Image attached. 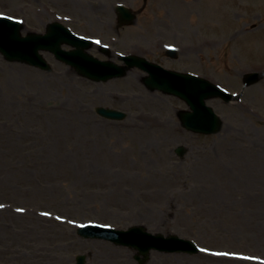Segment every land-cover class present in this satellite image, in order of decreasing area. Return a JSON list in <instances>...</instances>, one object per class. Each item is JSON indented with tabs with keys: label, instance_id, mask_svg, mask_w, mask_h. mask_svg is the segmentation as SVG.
<instances>
[{
	"label": "rangeland",
	"instance_id": "374dc122",
	"mask_svg": "<svg viewBox=\"0 0 264 264\" xmlns=\"http://www.w3.org/2000/svg\"><path fill=\"white\" fill-rule=\"evenodd\" d=\"M3 1L6 7L24 0ZM41 1L59 9L43 10L42 20L72 14L78 21H63L76 32L108 42L119 36L113 53L137 52L245 92L239 102L207 100L223 126L206 135L185 129L178 111L189 109L186 102L147 88L138 68L96 82L47 51L51 71L0 52V264H59L62 254L88 253L74 227L89 221L143 225L205 249L152 251L144 264H264V76L243 86L244 72L264 68V0H123L144 5L123 27L113 0L95 8L86 0L33 3ZM42 20L26 22L23 33L43 31ZM157 40L185 42L188 56L168 57ZM90 52L119 63L113 53ZM97 106L128 115L107 119ZM119 249L129 253L126 264H143Z\"/></svg>",
	"mask_w": 264,
	"mask_h": 264
},
{
	"label": "water",
	"instance_id": "95a60500",
	"mask_svg": "<svg viewBox=\"0 0 264 264\" xmlns=\"http://www.w3.org/2000/svg\"><path fill=\"white\" fill-rule=\"evenodd\" d=\"M121 10V14L126 18L125 22L131 23L135 15L129 9ZM21 29L22 26L17 23L0 18V51L10 61H21L42 69H49V64L40 53V50H48L54 53L58 59L75 67L80 74L94 80H108L113 77L123 76L129 69L138 66L150 73L144 77V83L148 88L152 90L160 89L165 93L174 94L189 104L190 110L179 112L182 123L187 128L206 133H216L222 128V120L216 115L212 107L207 105L206 100L219 96L230 101L232 95L223 93L217 86L204 78L192 74L164 70L139 56L123 57V65H118L109 60H99L86 51L91 43L77 37L61 24H51L46 34L29 33L26 36H22ZM63 44H69L74 48L66 50L62 48ZM263 75L264 72L247 74L244 80L245 84H253ZM96 110L105 117L117 119L126 117V113L112 108L97 107ZM176 151L180 155L185 153V149L182 146H179ZM93 228L113 231L108 228H99L98 226ZM138 229L134 233H143L144 238L151 241L150 247L156 245L160 248H169L171 250L195 248L192 242H181L176 238L163 240L161 235L152 237L144 231L141 232L142 229H145L144 227H139ZM128 234L130 233L119 231L117 234L104 236L113 239H127ZM133 239L135 238L132 237ZM135 240L137 241V239ZM158 240L160 242H157ZM167 242H172L174 245Z\"/></svg>",
	"mask_w": 264,
	"mask_h": 264
},
{
	"label": "flooded vegetation",
	"instance_id": "af4514ba",
	"mask_svg": "<svg viewBox=\"0 0 264 264\" xmlns=\"http://www.w3.org/2000/svg\"><path fill=\"white\" fill-rule=\"evenodd\" d=\"M86 1L90 5H92L93 8H95V4L97 2H98V5L101 6V0H97V2H95V0H86ZM116 17L119 18L118 16H116ZM117 23H118V19H117ZM78 241L81 242L84 240H78ZM86 241H88V243ZM86 241L83 242L80 245V247L81 248H85V247L88 248L89 249L88 253H82V252L72 253V254H70V256L66 257V255H64L61 258H59V256H58L59 261H60L59 264H78V257L77 256H79V255H85L84 259H85L86 264H126L127 255L129 253H127V254L124 252L119 253L120 252L119 248L128 249L127 247H125L123 245H118V244L113 243L112 241H108V240H86ZM94 243L96 245H94ZM101 243L106 244V245H104L103 247L99 246V244H101ZM110 244H112L113 246ZM71 245H75V244H71ZM107 249L108 250L112 249V250L108 251ZM68 251L69 250L67 249L64 252L67 253ZM131 254H132L130 256L131 260L136 261L134 259V255H133V254H135V252L132 251ZM128 262H130V260Z\"/></svg>",
	"mask_w": 264,
	"mask_h": 264
},
{
	"label": "snow or ice",
	"instance_id": "6c2138e0",
	"mask_svg": "<svg viewBox=\"0 0 264 264\" xmlns=\"http://www.w3.org/2000/svg\"><path fill=\"white\" fill-rule=\"evenodd\" d=\"M97 43H99V41H97ZM0 207H3V205H0ZM18 211H23V209H18ZM45 215H48V213H45ZM59 219V217H58ZM201 251H205V249H201Z\"/></svg>",
	"mask_w": 264,
	"mask_h": 264
},
{
	"label": "bare ground",
	"instance_id": "6f19581e",
	"mask_svg": "<svg viewBox=\"0 0 264 264\" xmlns=\"http://www.w3.org/2000/svg\"><path fill=\"white\" fill-rule=\"evenodd\" d=\"M215 2H216V1H213V2L211 3V5L213 6V5L215 4ZM216 3H217V2H216Z\"/></svg>",
	"mask_w": 264,
	"mask_h": 264
}]
</instances>
